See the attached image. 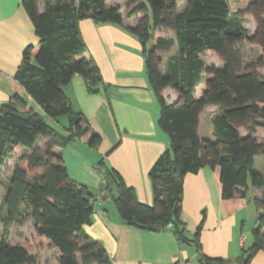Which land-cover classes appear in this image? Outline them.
Masks as SVG:
<instances>
[{
  "label": "trees",
  "instance_id": "trees-1",
  "mask_svg": "<svg viewBox=\"0 0 264 264\" xmlns=\"http://www.w3.org/2000/svg\"><path fill=\"white\" fill-rule=\"evenodd\" d=\"M42 1L22 0L39 43L24 49L16 78L46 116L72 121L65 127L69 134L62 135L21 99L23 108L12 101L0 107V171L19 154L0 207V223L5 225L0 264H36L32 251L46 244L57 249L60 257L44 264H79V256L82 264H112L105 249L83 229L92 222L95 195L69 176L62 153L54 149L87 135L90 148L98 150L101 145V137L73 111L64 88L79 75L89 92L100 91L99 67L92 58H79L86 52L80 22L90 19L123 27V9L106 0H47L41 10ZM127 1L126 16H138V21L126 30L143 44L148 81L160 106L159 127L168 135L170 147L149 172L152 206L141 203L134 188L104 160L97 165L105 182L102 193L109 197L114 188V205L128 225L145 230L148 225L162 229L171 225L181 242L195 243L201 264H225L201 254L199 231L192 240L188 238L181 221L183 184L188 174L219 166L224 199L244 198L249 182L264 187V174L255 168V158L264 156V143L253 137L264 127V0H247L246 9L235 12L231 0ZM181 1L186 4L183 11H179ZM249 16L256 24L253 34L246 25ZM157 31L172 32L175 38L155 37ZM243 42L259 47L261 57L245 60ZM175 44L176 54L166 60L157 54ZM207 52L223 66L207 65L203 59ZM202 83L206 87L197 99L196 89ZM168 88L178 95L172 103L164 97ZM207 106L219 109L213 121L215 141L199 136L200 117ZM39 138L50 141L46 153L36 146ZM257 203L261 211L253 230L255 242L244 264L264 249V200ZM29 220L34 222L33 234L24 245H11L10 225L23 226Z\"/></svg>",
  "mask_w": 264,
  "mask_h": 264
},
{
  "label": "crops",
  "instance_id": "crops-1",
  "mask_svg": "<svg viewBox=\"0 0 264 264\" xmlns=\"http://www.w3.org/2000/svg\"><path fill=\"white\" fill-rule=\"evenodd\" d=\"M106 2L122 7L123 27L100 25L90 19L80 22L86 52L79 58H92L95 61L103 85L98 93L93 94L89 92L86 80L77 75L64 88L73 111L80 114L91 131L101 137V145L98 150L90 148L87 135L71 141L63 149L55 148L54 152L62 153L69 176L95 195L92 222L84 225L83 229L105 249L112 264H201L200 252L195 243L181 242L171 225L161 228L160 232H152L125 223L114 205V188L109 197L99 200L105 182L97 165L104 160L127 186L134 188L141 203L152 206L154 196L149 172L170 147L168 135L159 127L160 106L148 81L143 44L126 30L136 25L138 16H126L127 0ZM185 8V2H179V11ZM155 37L175 38L172 32L163 31H157ZM38 43L35 27L22 0H0V107L12 101L19 108H23L25 103L37 112L42 110L16 78L24 49ZM176 52L177 44L170 51L157 54L166 60ZM208 64L223 66L217 56ZM261 76L264 78L262 71ZM205 87V83L197 87V99L202 96ZM177 96L172 88L164 92L169 103L174 102ZM15 97H19L23 103ZM218 113V107H205L200 117L201 140H216L213 121ZM51 120L61 126L58 128L60 131L56 129L59 133L69 134L65 129L69 127L67 117ZM253 137L264 143V127H259ZM41 139L45 141V150L40 145V138L36 146L46 153L50 141ZM18 159L19 155H16L8 161L9 164L10 161L14 162L13 171L19 163ZM255 168L264 174V156L255 158ZM262 200L264 187H255L250 182L244 198L224 199L220 167L207 166L197 174H188L184 179L181 221L190 240L200 232L202 255L221 259L225 264H244L255 242L253 230L258 226L261 211L257 202ZM30 224L34 231V222L31 220L23 226L12 223L8 241L13 231L18 229L21 240L17 242L23 243L30 234ZM0 227L1 238L5 225L0 223ZM54 251L59 258L60 252L57 249ZM78 260L82 264L81 256ZM249 264H264V249L257 252Z\"/></svg>",
  "mask_w": 264,
  "mask_h": 264
},
{
  "label": "rangeland",
  "instance_id": "rangeland-1",
  "mask_svg": "<svg viewBox=\"0 0 264 264\" xmlns=\"http://www.w3.org/2000/svg\"><path fill=\"white\" fill-rule=\"evenodd\" d=\"M47 0H43L41 3V6L44 4V2H46ZM145 1V0H143ZM231 4V8L232 10L235 11H241V10H245L246 7L248 6V1L247 0H231L230 1ZM43 7V6H42ZM249 18L251 19L249 22ZM152 19V18H151ZM152 21V20H151ZM247 28L250 31V34H253L256 30V24L253 18H251L250 16L247 19ZM240 47H244L243 53L244 54V59L247 61H251V60H258L261 56V50L259 47L257 46H250L248 45L246 42H243ZM214 54L212 52H207L205 53L203 59L206 61V63L208 64V62L211 59H214ZM217 59V58H216ZM218 61V60H216ZM210 65V64H208ZM263 75H264V70H262ZM39 113H41L44 117V119L48 122V124L52 125L53 127H55L57 130H59L58 128L61 127L59 124L55 123L53 120H51L50 117L46 116L42 110L39 111ZM60 131V130H59ZM42 139L40 138V145L41 147H43V151L45 150V141H41ZM19 155L18 152L15 153V156ZM14 156V157H15ZM17 159V157L15 158ZM15 161V160H14ZM14 162L10 161V164L8 163V168L4 167V169H2L0 171V207L2 204V200H3V196L6 193V188L9 182V179L11 178L12 174H13V166H14ZM31 223V222H30ZM0 230H2V227H0ZM28 233H30L28 235V237L33 234L34 231H32V226L31 224L28 227ZM32 231V232H31ZM11 238V239H10ZM9 238V243L13 246L15 245H24L26 243V240L23 243H18L17 241L21 240L18 237V229H15L12 233V236ZM55 249L50 246L49 244H46L45 246H43V248L41 249H35L34 251H32L33 255L35 253V257L37 258L38 262H36V264H44L46 261H57V252L54 251Z\"/></svg>",
  "mask_w": 264,
  "mask_h": 264
},
{
  "label": "water",
  "instance_id": "water-1",
  "mask_svg": "<svg viewBox=\"0 0 264 264\" xmlns=\"http://www.w3.org/2000/svg\"><path fill=\"white\" fill-rule=\"evenodd\" d=\"M69 120L72 121L71 118H69ZM147 230L152 231V232H160L161 231V226L160 225H148L147 226Z\"/></svg>",
  "mask_w": 264,
  "mask_h": 264
},
{
  "label": "built area",
  "instance_id": "built-area-1",
  "mask_svg": "<svg viewBox=\"0 0 264 264\" xmlns=\"http://www.w3.org/2000/svg\"><path fill=\"white\" fill-rule=\"evenodd\" d=\"M106 197H107V193L106 192H103L102 195H101V197L99 198V200L100 199H103V198H106Z\"/></svg>",
  "mask_w": 264,
  "mask_h": 264
}]
</instances>
